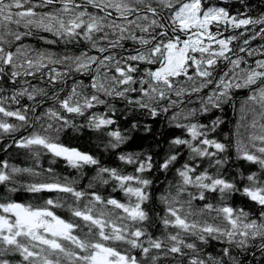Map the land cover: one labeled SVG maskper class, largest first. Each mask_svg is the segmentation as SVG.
<instances>
[{"label":"snow or ice","instance_id":"6c2138e0","mask_svg":"<svg viewBox=\"0 0 264 264\" xmlns=\"http://www.w3.org/2000/svg\"><path fill=\"white\" fill-rule=\"evenodd\" d=\"M0 264H264V0H0Z\"/></svg>","mask_w":264,"mask_h":264}]
</instances>
